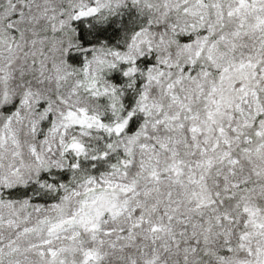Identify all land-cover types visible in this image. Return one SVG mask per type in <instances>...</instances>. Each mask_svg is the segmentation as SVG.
Segmentation results:
<instances>
[{"label":"snow or ice","instance_id":"obj_1","mask_svg":"<svg viewBox=\"0 0 264 264\" xmlns=\"http://www.w3.org/2000/svg\"><path fill=\"white\" fill-rule=\"evenodd\" d=\"M0 264H264V0H0Z\"/></svg>","mask_w":264,"mask_h":264}]
</instances>
